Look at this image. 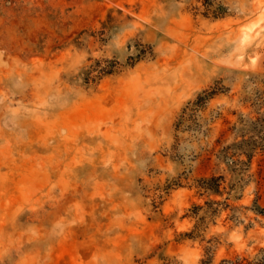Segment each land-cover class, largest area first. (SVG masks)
Segmentation results:
<instances>
[{
	"label": "rangeland",
	"instance_id": "rangeland-1",
	"mask_svg": "<svg viewBox=\"0 0 264 264\" xmlns=\"http://www.w3.org/2000/svg\"><path fill=\"white\" fill-rule=\"evenodd\" d=\"M263 257L264 0H0V264Z\"/></svg>",
	"mask_w": 264,
	"mask_h": 264
},
{
	"label": "trees",
	"instance_id": "trees-1",
	"mask_svg": "<svg viewBox=\"0 0 264 264\" xmlns=\"http://www.w3.org/2000/svg\"><path fill=\"white\" fill-rule=\"evenodd\" d=\"M208 10H209V8L208 7H206V13H208ZM221 15V13H213V16L214 17H217V16H220ZM220 176H218V177H214V176H212V186L210 185V187L209 188H211L212 189V192H218V189H219V180H220ZM205 185H207L208 186V184L207 183H205V181H202ZM264 258V257H263ZM261 262V261H260ZM247 264H250V263H247ZM261 264H264V263H261Z\"/></svg>",
	"mask_w": 264,
	"mask_h": 264
}]
</instances>
